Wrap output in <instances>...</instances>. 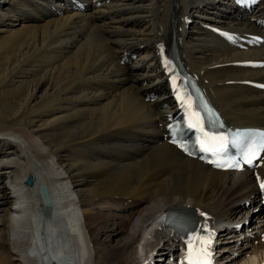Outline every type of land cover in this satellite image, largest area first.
<instances>
[{"label": "bare ground", "instance_id": "bare-ground-1", "mask_svg": "<svg viewBox=\"0 0 264 264\" xmlns=\"http://www.w3.org/2000/svg\"><path fill=\"white\" fill-rule=\"evenodd\" d=\"M72 1L0 0V217L9 214L11 246L0 264H144L176 237L161 227L175 208L215 229L241 224L226 232V259L236 251L254 264L264 222L244 209L253 177L213 170L162 139L172 105L158 56L174 15L186 66L213 103L233 125L264 123V92L243 84L264 81V66L236 64L264 61V48L238 50L207 28L240 32L247 16L226 0H83L89 8L68 12ZM128 52L136 57L120 64ZM250 226L256 244L239 245Z\"/></svg>", "mask_w": 264, "mask_h": 264}, {"label": "snow or ice", "instance_id": "snow-or-ice-1", "mask_svg": "<svg viewBox=\"0 0 264 264\" xmlns=\"http://www.w3.org/2000/svg\"><path fill=\"white\" fill-rule=\"evenodd\" d=\"M178 99H181L182 104L186 106L188 114L187 126L200 133L198 142L201 150L204 152H211L213 154L224 151L228 144L227 137L210 133L205 130L203 124L204 118L201 116L200 112L196 110L195 102H193L190 97H178ZM261 153H264V134H261L259 142H254L249 145L247 151L243 155V162L254 166V162L257 159H260L261 162L264 163V157H261ZM261 188L264 190V183H261ZM194 243L196 248H193ZM210 243V240L205 241L200 235H194L191 239H189L187 241L189 246L187 257L188 264H210V261L207 259V257L210 256V253L208 252V245ZM194 252L198 254V258L195 260L192 259Z\"/></svg>", "mask_w": 264, "mask_h": 264}, {"label": "rangeland", "instance_id": "rangeland-1", "mask_svg": "<svg viewBox=\"0 0 264 264\" xmlns=\"http://www.w3.org/2000/svg\"><path fill=\"white\" fill-rule=\"evenodd\" d=\"M99 142V141H98ZM101 145V144H100ZM94 210V209H93ZM3 215V216H2ZM1 217H0V240H2V242L0 241V252L1 253H5L10 251L11 246L9 241H7V239L4 240L2 239V233H6L7 229H8V216L9 214L7 212L2 213ZM8 215V216H7ZM7 218V219H6ZM113 238L116 237L115 234H113L112 236ZM111 237V238H112ZM4 241V242H3ZM14 264H18V262H15Z\"/></svg>", "mask_w": 264, "mask_h": 264}, {"label": "water", "instance_id": "water-1", "mask_svg": "<svg viewBox=\"0 0 264 264\" xmlns=\"http://www.w3.org/2000/svg\"><path fill=\"white\" fill-rule=\"evenodd\" d=\"M25 183L31 184L32 183V178L31 177L26 178ZM38 190H39V193H40V195L42 197L44 205L47 206V207L50 206L51 199L49 197V193H48L47 188L44 185H39L38 186Z\"/></svg>", "mask_w": 264, "mask_h": 264}]
</instances>
